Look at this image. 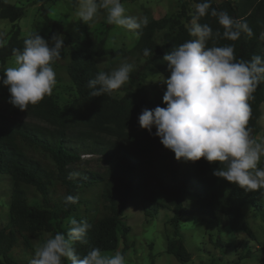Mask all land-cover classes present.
Returning <instances> with one entry per match:
<instances>
[{
  "label": "trees",
  "instance_id": "1",
  "mask_svg": "<svg viewBox=\"0 0 264 264\" xmlns=\"http://www.w3.org/2000/svg\"><path fill=\"white\" fill-rule=\"evenodd\" d=\"M41 3V17L46 24L64 32L61 22L53 19L47 4L53 0H37ZM194 3L202 0H193ZM212 9L227 11L236 19L245 20L253 31L251 37L242 33L237 41L224 39L223 27L218 19L209 14L199 21L208 24L213 30V37L207 46H234L237 61L250 60L254 54L264 56V0H224L217 3L209 0ZM73 6L79 0H73ZM25 15L22 7L0 0V19L16 24ZM187 4L177 18H163L150 21L142 28L139 41L134 49L144 63L130 74L126 86L118 91L125 94L118 98L112 95L93 97L88 82L100 71L96 58L107 54L105 39H98L87 34L82 49H71L67 72L74 85L77 96L67 110L61 109L54 96H45L36 105H29L24 111L32 118L51 125L53 131H40L22 124H11L0 119V181L11 184L8 224L0 229V264H29L34 258L35 248L32 242L46 239L56 233L67 234L69 225L64 223L69 217L77 221H86L91 225L87 233V245L74 243L78 254L85 255L91 247H98L102 252H116L123 246L125 253L128 246L130 227L124 226L125 212L130 201L140 194L139 202L146 216L154 218L161 210H170L173 216L170 226L175 238L168 242L167 252L173 254L183 264L189 263L188 253L181 233V224L188 216L197 215L215 219L218 214L228 218L234 233H243L254 240L255 235L246 220L244 209L248 206L261 216L264 222V189L260 192H247L213 175L220 167L204 159L198 162L177 161L175 154L159 157L158 151L166 149L159 137L139 125V116L144 109L153 110L157 106L166 107L163 99H137L134 88L140 86L148 76V71L157 70L166 78L170 75L163 57L174 46L193 39L184 23L191 22ZM219 31L220 36L215 33ZM163 32V43H157L158 33ZM45 38V37H43ZM20 30L14 28L5 43L0 47V64L5 65L13 58V49H23L24 40ZM47 39V38H45ZM148 49L150 54L143 55ZM111 72L110 69L104 70ZM251 107L248 128L257 141L261 130V106L264 104V81L257 86L247 101ZM104 137V139H103ZM33 149L47 156L54 163V171L46 169L40 162L31 158L28 152ZM83 155H99L106 164L104 173H92L72 170ZM166 196V200L153 199L154 189ZM99 188L98 204L92 207L84 201L81 194ZM29 190L42 197L41 204H32ZM67 195L78 197L76 203L67 206L63 198ZM187 195L196 199V209L188 211L185 207ZM81 209H84L81 212ZM217 244L229 248L220 236ZM253 251L248 252L249 258ZM238 261L229 264H240ZM64 264H70L65 260Z\"/></svg>",
  "mask_w": 264,
  "mask_h": 264
},
{
  "label": "clouds",
  "instance_id": "2",
  "mask_svg": "<svg viewBox=\"0 0 264 264\" xmlns=\"http://www.w3.org/2000/svg\"><path fill=\"white\" fill-rule=\"evenodd\" d=\"M192 7L188 32L193 39L174 46L164 55L163 61L170 73L167 78L156 75L163 77L158 82L166 85L163 95L166 107L144 109L139 125L150 134L155 127V136L175 154L177 161L195 163L204 159L219 164L214 176L247 192H260L264 189V168L258 165L264 156V144L257 142L248 128L251 107L247 101L264 81V56L254 54L250 60L237 61L233 45L208 47L213 30L199 21L210 9L211 16L224 29V39L237 41L242 33L251 37L253 31L242 18L212 9L209 0L194 3ZM101 12L106 13L107 24L124 29L137 39L142 28L149 24L147 16L128 15L121 0H79L76 15L88 24ZM215 35L221 34L217 31ZM260 38L264 40V32ZM4 43L0 40V47ZM64 48L62 34H54L49 40L37 32L24 40L22 50H12L13 64L0 75V83L8 88L12 106L23 112L52 94L56 84L52 64ZM149 54L148 49L143 51L144 56ZM132 71L131 63H122L111 72L99 71L88 82L92 89L90 95H112L129 80ZM77 201L78 197L73 195L63 198L65 206ZM67 224V234L58 232L46 239L35 249L29 264H64L65 260L70 264H126L118 251L108 255L98 247H91L85 255L78 254L74 243H89L86 237L91 225L74 217H69Z\"/></svg>",
  "mask_w": 264,
  "mask_h": 264
},
{
  "label": "rangeland",
  "instance_id": "3",
  "mask_svg": "<svg viewBox=\"0 0 264 264\" xmlns=\"http://www.w3.org/2000/svg\"><path fill=\"white\" fill-rule=\"evenodd\" d=\"M5 1L25 10L24 17L16 24L0 19V37L5 38L6 41L14 28H18L20 36L24 38L37 32L49 40L54 34H62L64 36L65 48L62 50L60 58L52 64L56 79L52 95L63 110H67L77 96L76 89L67 72V65L70 60L69 52L71 49H82V43L87 34L106 40L105 49L107 54L101 58H96V65L100 71L106 69L112 71L122 63L133 64L135 71L145 61L139 58L134 51L139 38L137 39L136 36L124 29L107 24L105 22L106 13L104 12L98 14L94 21L85 24L76 15L79 4L76 7L73 6V0H53L47 4V8L51 12L50 16L61 22L64 32L70 35L72 42H69L63 32L46 24L41 17V3L37 0ZM215 1L220 3L224 0ZM233 1L236 2L237 0ZM121 3L125 6L128 15L147 16L149 22L163 18H177L182 11L184 3L187 4L190 14L194 11L192 7L194 4L193 0H121ZM183 23L187 27L191 25V22H186L184 19ZM156 40L158 44L163 43V32L158 33ZM102 62L106 63L100 64ZM12 64L13 58L8 60L5 65L0 64V75H3L4 69ZM147 73L146 80L140 86L134 88L137 99L142 97H146L151 101L163 99L166 85L158 81H162L165 76L157 70H150ZM158 74L163 77H157L156 75ZM127 82L123 86H126ZM124 94V92L118 91L115 96L121 98ZM9 99L8 88L0 83V119L15 125H26L40 131L54 130L47 122L32 118L24 111L22 112L12 106L9 103ZM260 126L261 130L257 142L264 144V104L261 106ZM167 154L174 153L171 150L158 151L159 157ZM28 155L51 172L56 170L52 160L41 152L31 149ZM258 167L264 168V156H262ZM71 169L101 174L106 171V164L99 155H83L80 162L71 166ZM150 188L154 189L153 199L158 201L167 199L156 188L152 186ZM10 191L11 184L4 180L0 181V229L8 224L11 204ZM98 195L99 188L95 187L80 196L94 207L98 204ZM29 196L32 204H41L42 197L40 194L29 190ZM190 196L187 195L185 198V207L188 211H194L196 209V199ZM139 199L140 194L136 191L135 198L130 201L125 212L124 226L131 229L128 235L129 248L123 253V246L121 245V249L118 252L124 256L126 264H183L173 254L167 252L168 242L175 238L173 229L170 226V219L173 216L172 212L170 210H161L154 218L148 217L143 211ZM83 211L84 209H81V212ZM244 214L255 235L254 240L246 237L243 233L232 232L228 218L224 215L218 214L215 219L197 215L188 216L187 220L181 224L180 229L185 247L191 256L190 262L186 264H229L238 261L240 258H242L240 264H264L263 219L258 214H254L248 206L244 209ZM64 223L66 224L67 220ZM218 236L229 248L217 244ZM41 245L42 242L40 240L32 242V246L35 249ZM249 250L253 251V254L249 258H243L248 256ZM116 252L103 253L114 255Z\"/></svg>",
  "mask_w": 264,
  "mask_h": 264
}]
</instances>
